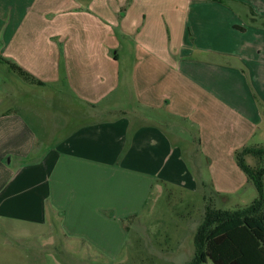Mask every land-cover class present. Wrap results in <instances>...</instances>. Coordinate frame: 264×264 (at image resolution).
<instances>
[{
    "label": "crops",
    "instance_id": "obj_1",
    "mask_svg": "<svg viewBox=\"0 0 264 264\" xmlns=\"http://www.w3.org/2000/svg\"><path fill=\"white\" fill-rule=\"evenodd\" d=\"M4 66L0 232H126L153 189L204 186L195 159L226 197L263 146L264 0H0Z\"/></svg>",
    "mask_w": 264,
    "mask_h": 264
},
{
    "label": "rangeland",
    "instance_id": "obj_2",
    "mask_svg": "<svg viewBox=\"0 0 264 264\" xmlns=\"http://www.w3.org/2000/svg\"><path fill=\"white\" fill-rule=\"evenodd\" d=\"M1 68V74L12 75L7 67ZM128 89L121 83L112 98L117 102V111L128 110L133 104V94ZM259 139L255 143L264 145V124L260 127ZM187 159L196 169L195 162L189 156ZM195 161H200L203 178L200 177L206 180L204 186L193 191L153 189L138 213L122 218L126 232H82L81 237H65L64 232H57L54 227L32 234L0 232V264H188L195 256L194 236L203 223L207 207L235 210L257 197L251 181L230 191L226 197L217 195L211 187L205 160ZM245 161L264 169V157L246 156ZM198 264L213 263L206 259Z\"/></svg>",
    "mask_w": 264,
    "mask_h": 264
},
{
    "label": "trees",
    "instance_id": "obj_3",
    "mask_svg": "<svg viewBox=\"0 0 264 264\" xmlns=\"http://www.w3.org/2000/svg\"><path fill=\"white\" fill-rule=\"evenodd\" d=\"M7 63L11 69L35 81L20 67ZM246 156L263 158L264 145L243 147L235 153L236 163L254 185L257 197L235 210L207 207L203 223L194 236L195 256L188 264L206 259L213 264H264V169L247 164Z\"/></svg>",
    "mask_w": 264,
    "mask_h": 264
}]
</instances>
